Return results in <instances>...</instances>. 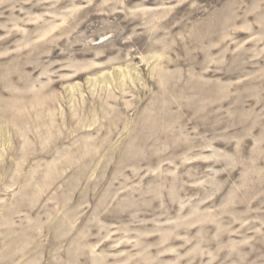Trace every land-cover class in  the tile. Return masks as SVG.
I'll return each instance as SVG.
<instances>
[{
  "label": "rangeland",
  "instance_id": "1",
  "mask_svg": "<svg viewBox=\"0 0 264 264\" xmlns=\"http://www.w3.org/2000/svg\"><path fill=\"white\" fill-rule=\"evenodd\" d=\"M0 264H264V0H0Z\"/></svg>",
  "mask_w": 264,
  "mask_h": 264
}]
</instances>
